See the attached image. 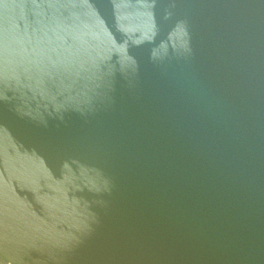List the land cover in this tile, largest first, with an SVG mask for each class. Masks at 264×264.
<instances>
[{
	"label": "water",
	"instance_id": "1",
	"mask_svg": "<svg viewBox=\"0 0 264 264\" xmlns=\"http://www.w3.org/2000/svg\"><path fill=\"white\" fill-rule=\"evenodd\" d=\"M0 264H264V0H0Z\"/></svg>",
	"mask_w": 264,
	"mask_h": 264
}]
</instances>
